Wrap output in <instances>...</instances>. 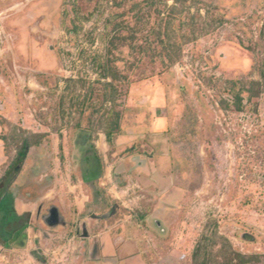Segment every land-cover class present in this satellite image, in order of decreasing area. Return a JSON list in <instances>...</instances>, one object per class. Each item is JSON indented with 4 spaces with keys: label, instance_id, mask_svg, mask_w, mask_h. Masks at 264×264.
<instances>
[{
    "label": "rangeland",
    "instance_id": "1",
    "mask_svg": "<svg viewBox=\"0 0 264 264\" xmlns=\"http://www.w3.org/2000/svg\"><path fill=\"white\" fill-rule=\"evenodd\" d=\"M117 114L97 174L113 168L122 188L124 158L150 156L168 181L160 188L157 176L144 200L172 190V208L148 221L150 207L117 205V218L93 230L133 217L150 232L142 262L115 258L114 239L94 243L71 225L54 264H198L203 236L215 231L213 264L226 259L224 240L264 264V0H0V194H35L58 179L68 192L82 176L81 147H97ZM125 121L150 136L120 151ZM25 136L42 145L18 162ZM36 168L38 184L28 182ZM57 205L40 206L44 236Z\"/></svg>",
    "mask_w": 264,
    "mask_h": 264
},
{
    "label": "crops",
    "instance_id": "2",
    "mask_svg": "<svg viewBox=\"0 0 264 264\" xmlns=\"http://www.w3.org/2000/svg\"><path fill=\"white\" fill-rule=\"evenodd\" d=\"M134 118H136V116ZM135 122L138 124L139 120L136 118ZM126 123L127 124L124 123V136L122 135L119 141L120 151L125 150V148L129 146L133 147L138 139H147V137L150 136V133L147 132V128L143 131V128L140 129L138 127L140 124L131 126L128 122ZM149 127L151 126L149 125ZM139 143H143V141ZM96 146L97 147L95 148L90 146V149L89 147H81L83 153V159L81 160L82 176L79 178L77 174L73 172V174L78 177V184L75 186L70 185L68 192L59 189L61 181L58 179L56 186H53L54 184L50 182L48 183L47 188L37 189L35 194L28 192L24 194V191L18 189V191L15 192L14 197L11 195L10 199L12 200L10 204L17 215L30 216V227L27 230L28 242L25 249L14 247L12 249H6L4 247L3 249L0 248V264L12 263V259L8 257V253L14 256L15 260L13 264H37V260L32 256V252L37 249H41L42 255L48 258L51 255V252L64 247L60 245L61 240H64L63 238H66L69 232H71L69 231L71 225H76V230H78L76 233L77 235H79L80 232H83V237L90 241L93 240L94 243H97L95 240L102 242L108 239H114V251L116 252L115 258L118 254H123L129 262H142L141 260L144 259L145 252L142 249L144 245L142 240L143 234H150V232H142L140 225L131 222L133 217H130V219L125 222L120 220L116 226L104 228L95 236L93 235V230L99 228L97 225L99 221L104 223L114 217L117 218V205L128 208L130 206H128V204L131 203L137 208L136 211L141 210L142 205L143 207L145 206V209L147 210L150 207L152 211H148V215L146 216L148 221H150L151 218H154L157 212L161 209L163 210H161L160 213L165 215V209H167V207L168 209L172 208L167 200L172 198V190L169 192L161 190V196L155 198L156 195L154 194L155 199L151 201L144 200V197L149 198L151 196L152 191L150 186L156 185L158 180L157 176L162 178L160 188H165L168 181L166 178L168 176L164 173V169L160 165H157V161L149 158L150 156H145L144 159L141 158L142 155H136L131 159L126 157L123 160V162H125V167L128 166L131 167V169L129 171H121V173H124V179L127 183H122L123 186L120 188L118 187V181L116 180V177H118L119 174H114L113 168L106 167L104 174L101 176L97 174V171L88 172V170H92L94 162L97 161L95 159L96 155L94 154V150L98 155V150H100L101 153L107 151L108 143L105 134L99 135V142ZM122 164L124 165V163ZM34 171L36 173L32 174V177L28 182H36V184H38L37 182L41 177L37 176L39 169L36 168ZM24 177H26V175L21 177V179ZM46 177L42 175L41 180ZM46 180L48 181L49 179ZM71 180L72 175L70 176V181ZM138 189L140 191H138ZM154 192H156V190ZM182 194V191L176 192V196L181 197ZM0 195V199L3 198V200L7 202L6 206L8 209L9 196L7 192ZM52 202L59 203V205H57L59 207H52L49 209L47 215H45V224L51 229V232L46 233L47 235L44 236L41 231L35 228V222L40 214V206ZM91 207L93 208V211L90 210V212L89 208ZM133 211H135V209ZM158 225L161 226V223L158 222ZM54 240L55 243L58 244L54 248H51L55 245V243H52ZM71 241L73 240L70 239L68 241L69 245ZM49 243L53 245L50 246L51 244L49 245ZM100 251L102 253L106 252L103 248H101ZM45 257L43 258L45 259ZM120 259L121 258L118 260ZM39 264L41 263L39 262Z\"/></svg>",
    "mask_w": 264,
    "mask_h": 264
},
{
    "label": "trees",
    "instance_id": "3",
    "mask_svg": "<svg viewBox=\"0 0 264 264\" xmlns=\"http://www.w3.org/2000/svg\"><path fill=\"white\" fill-rule=\"evenodd\" d=\"M173 10V9H172ZM254 86H261L260 83H254ZM260 90L257 93H254V96L260 94ZM241 100V99H240ZM239 109L241 110V106L239 105ZM111 114V113H109ZM120 115L117 114L115 122L109 128H106L105 135L107 137V142L111 143L113 136L117 134L120 130ZM38 138V136L33 137ZM33 138L29 136H25L21 143V148L18 152L19 158L17 159L18 162H22L24 158L27 157L28 151L32 147H40L42 142L36 140L33 142ZM94 154L96 155V162H94V167L92 170H88V172H96L99 169L100 173L103 172V164L97 152L94 150ZM98 167V168H97ZM1 196V195H0ZM11 199L8 197V209H7V202L0 199V212L3 215V220L0 225V234L3 232L4 235L1 236L0 244L6 249L18 248V249H25L28 242V233L27 230L30 227V222L27 220L29 215L18 216L17 213L12 209L10 204ZM6 208V209H5ZM219 237L218 233H210L205 234L200 242V245L197 249V253L200 251L201 255L197 261L198 264H213V255L215 246H219ZM222 240V239H221ZM224 240V239H223ZM219 254L224 252L226 259L222 264H248L247 261L249 260L246 256L237 254L235 251L232 250L231 245L228 241L224 240L223 245H221L220 249L217 251ZM216 252V253H217ZM217 253V254H218ZM32 256L40 263H45L46 260L42 257L41 249H37L32 252ZM202 258V259H201Z\"/></svg>",
    "mask_w": 264,
    "mask_h": 264
},
{
    "label": "built area",
    "instance_id": "4",
    "mask_svg": "<svg viewBox=\"0 0 264 264\" xmlns=\"http://www.w3.org/2000/svg\"><path fill=\"white\" fill-rule=\"evenodd\" d=\"M69 248L70 245H67L64 246L62 249L58 248L57 250L51 252L50 254L52 255V257L49 256L51 264H54L56 262L55 260H59V256H61L62 253L68 252Z\"/></svg>",
    "mask_w": 264,
    "mask_h": 264
}]
</instances>
